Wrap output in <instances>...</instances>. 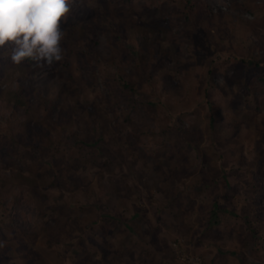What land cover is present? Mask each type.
Segmentation results:
<instances>
[{
    "label": "rangeland",
    "instance_id": "obj_1",
    "mask_svg": "<svg viewBox=\"0 0 264 264\" xmlns=\"http://www.w3.org/2000/svg\"><path fill=\"white\" fill-rule=\"evenodd\" d=\"M194 1L77 0L51 70L0 48V264H264V198L215 195L228 166L264 179V66L227 36L264 29V0ZM168 44L188 77L159 64Z\"/></svg>",
    "mask_w": 264,
    "mask_h": 264
},
{
    "label": "clouds",
    "instance_id": "obj_2",
    "mask_svg": "<svg viewBox=\"0 0 264 264\" xmlns=\"http://www.w3.org/2000/svg\"><path fill=\"white\" fill-rule=\"evenodd\" d=\"M77 0H0V48L14 47L3 53L15 65L26 59L41 69L51 70L64 59L62 44L66 32L61 27ZM7 53V54H5ZM4 242L0 241V248Z\"/></svg>",
    "mask_w": 264,
    "mask_h": 264
},
{
    "label": "trees",
    "instance_id": "obj_3",
    "mask_svg": "<svg viewBox=\"0 0 264 264\" xmlns=\"http://www.w3.org/2000/svg\"><path fill=\"white\" fill-rule=\"evenodd\" d=\"M97 1H99V3L102 2V0H86V3H90V4H86L84 9L91 11V12L96 11L97 10V5H96ZM182 1H183L184 6H187L190 9L194 8L196 5V2L194 0H182ZM206 8L208 9V12L210 13L211 12L210 8H208V7H206ZM80 13H82V12H80ZM222 13H221V16H222V18H224V15H222ZM209 16L210 15L207 14L206 18L203 16H201V18L203 19L202 20V22H203L202 25H204L203 29H205L206 31L208 30L210 33L211 32L210 26L212 24H211V20H208ZM238 19L240 20L239 26H237L235 23H234V25H232L233 26L232 28H234L236 31L231 29L232 31H229L227 33V36H229L230 38H233L236 41V42L232 41V43H236V49L239 48L238 49L239 51L242 50V53L247 54L246 58H243V57L241 58V61L243 63H245V64L253 63L255 65V67L257 66V67H261V69H263L264 68L263 67L264 66V46H263V44H264V29H263V27L259 26V27L254 28L253 30L252 29L250 30L248 28V24H250L249 23L250 21H247V19H244V20L241 18H238ZM262 21L264 23V19ZM152 22H146L145 24L140 25V27L135 26V29L133 30L134 31L133 38L136 36L135 33H137V32L140 33L142 31V35H143L144 34V32H143L144 27H146L148 25L152 26L153 25ZM229 24L227 23V25H229ZM127 26L133 27L132 23H127ZM237 31H238V33H237ZM154 34L155 35H153L151 37V40L156 45H158L157 49L159 50L160 46H159V42L157 40H164V39L161 37L159 32H155ZM67 36H68V34H66L65 38ZM223 36H225V34ZM69 39L73 40V35L69 36ZM116 39H117L116 37H113V38L110 37L109 40H110V42H114ZM229 40H231V39H229ZM220 41L221 40H218L215 43V45L218 46L220 44ZM62 47L64 49H65V47H68L65 40L62 44ZM167 47L168 48L166 49V51L163 50L162 53H160L157 56V58L159 60V64H161V67H163V69H165V65L163 66L162 63L163 62H169L170 60H172V62L174 64V66L172 67V69L174 71V72H172V77H175L176 79L183 78L184 76L188 77L189 69L185 68L182 65V63L179 62L178 59H175V57H173V52H172V49L170 48L171 45L169 46V44H168ZM152 54H154L153 51H152ZM68 56H69V51L67 49H65L64 57L69 60ZM0 59H2V57H0ZM69 64H67L66 67H68ZM138 69H139V67H138ZM150 74L151 73H148V75L145 76L146 80L151 77ZM165 75H170V74L165 72V74L160 78V80H159V92H157V101L156 102L160 103V104H164L169 109H172L171 105H169L167 102L166 103L162 102L163 100L161 99L162 95H164L166 93L165 92L166 87L164 84V76ZM258 75L261 77V79L264 80L263 74H258ZM174 81L177 82V80H174ZM148 85H154V82H152V83L149 82ZM28 104H29L28 101H24V100L22 101V100L18 99L17 101L11 102L9 105L19 106V109L22 108L21 112H23V110L24 111L27 110ZM10 124H11L10 121L5 122V125L7 128H9ZM168 127L169 126L163 127L164 133H166V130L168 129ZM177 129H178L179 133H181V134L183 133L182 130H180L179 128H176V130ZM238 166H239V169H238V167H236V171L231 170L230 166L226 167V169H225V172L223 175V183H224L225 187L227 188V190H229V192L225 193L222 190H220L215 195L218 197H223L224 199L234 197V199L236 198L238 200L237 206L240 205L239 203H241L240 201H242L243 205L246 204L247 208L252 210L254 207H257L261 203L260 200L256 197V195H259V197L264 198V179L260 180L259 182L248 183L249 179L245 176L243 177V175H242L243 170H241V164ZM257 174H259L258 171H257ZM239 175L241 176V178H239ZM260 175H261V173L259 174V176ZM217 185H218V182L214 181V183L212 184V187L216 188ZM262 205L264 206V203ZM214 207H215V209H214L213 215H216V217H217V211L221 210L222 207L220 205H218V203H216V202L214 203ZM253 224H255V223H250V225L254 226ZM102 229H105V228L102 227ZM104 232H106V229L103 231V233ZM258 255L263 259L264 258V250L263 251L258 250Z\"/></svg>",
    "mask_w": 264,
    "mask_h": 264
}]
</instances>
